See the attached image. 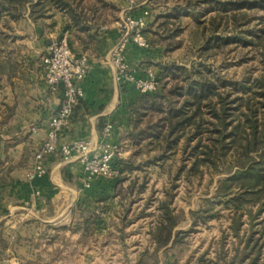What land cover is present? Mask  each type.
<instances>
[{
    "label": "rangeland",
    "instance_id": "374dc122",
    "mask_svg": "<svg viewBox=\"0 0 264 264\" xmlns=\"http://www.w3.org/2000/svg\"><path fill=\"white\" fill-rule=\"evenodd\" d=\"M37 1L35 0V2ZM69 1L73 5L80 3L81 7L88 10V5L96 4L100 22L105 26L110 25L108 30L112 29V22H117L120 37L127 38L126 41L133 42L132 38L137 32V25L132 27L126 25L130 20L138 21V25L141 26L140 34L149 45L146 49L151 50L138 66L141 69L139 72L150 71L158 76L161 82L164 78L163 67L171 64L185 65L189 69L203 68L209 77L223 78L228 82L254 78L261 73L259 50L252 46H245L233 37L236 35L241 37L248 30L260 29L264 25V8H233V5H237L240 0H204L192 9L185 8L188 0H164L165 5H157L162 4L158 3L159 0ZM225 4H229L227 5L229 6L228 14L233 15L234 13L236 18H239V20L237 19L238 22L240 21L239 25L235 26L232 20L224 21L218 30L212 31L209 28L204 36L200 35V26L203 25L201 23H206L209 26L210 19L218 18L219 13L222 12L221 7ZM26 7L25 14L20 18L0 13V62L6 61L5 59L8 61L17 60L19 64H24L27 74V69L37 62L38 50L43 47L42 44L37 46L38 39L30 20L48 29L47 34L61 31L57 36L54 35L53 40H55L66 32L64 28L68 24V18L66 12L56 9L54 6L48 10L45 19L34 21L30 15L32 11L30 5L28 4ZM169 13L173 14V17L169 18L172 20L181 19L185 25L184 31L172 39H166L165 35L161 34L163 29L159 27L161 21L165 19L164 17L170 15ZM244 13L252 18L251 22L246 24L249 27L242 24V19H240ZM148 16L154 17L158 22L157 20L155 22L154 19L149 22ZM151 23H155L152 28L149 27ZM150 29H155L157 35L152 34ZM218 38L221 39L219 41L221 47L209 49L205 57L200 58L199 48L202 44L207 43H203L205 39L212 41V45H214ZM124 41L123 39L121 42ZM194 63L197 64L194 65ZM3 86L0 78V156L3 154L2 146L4 144V146L8 142L10 146L15 144L14 139L11 138L15 128L20 125L27 126L30 121V116H27L24 108H21L20 112L24 113V117H10L12 110L7 109L10 106L4 102L1 95ZM26 101L29 100L24 98L20 100L22 105ZM6 105L7 107L4 109L7 111L8 117L2 115V108ZM133 113L130 110L132 124L136 117ZM147 123H151V126L156 130H161V122L157 116L152 121L144 120L140 127L144 128ZM134 127L133 125L132 130L135 129ZM131 131L126 134L125 138L120 139V141H124L123 143L117 141L122 147L121 153L124 157L118 164L120 173L112 177H97L98 180L101 179L100 187L90 190L87 195H83L82 199L78 198L73 205L72 213L65 215L62 220L71 224H84V233L88 237L86 244L88 253L83 249L84 254L81 256L83 258L66 257L59 253L53 257L37 255L35 260H32V256H30V259L15 260L14 264H137L141 253L146 250H149L150 254L143 264H200L201 260L204 261L202 264H212L211 260L222 259L224 252L229 260L237 245L243 246L245 237L249 233V224H244L241 227L240 235L243 236V240L240 242V239L235 237L234 231L230 228L231 211L227 209L228 207L219 206V202H216L214 198L219 176L212 175L207 170L203 175H187L191 164L189 161L185 171L180 172L179 169L183 165L181 151L168 160L154 161L161 152L154 150L148 140H141L136 146L130 135ZM137 149H140L141 153H138ZM34 152V149L26 151L29 157ZM29 165L27 164L26 168ZM104 177H107L108 181L103 180ZM117 179H123L124 182L119 184ZM168 191L174 196L172 207L176 209V213L184 212V217L188 219L174 230V236L179 231H188V233L181 234V239L176 244L171 243L155 255L153 254L155 242L151 229L159 220L161 212L158 206L161 201L166 199ZM213 202L218 205L220 216L207 222L201 220L197 222L196 226H192L189 211L192 209L201 210L204 216L207 211L211 210ZM215 211L216 208L212 213H216ZM25 212L26 220L37 219L36 215L29 210ZM24 215L22 212H15L11 218L15 220L18 217H24ZM0 216L2 215L0 214ZM262 216L264 218V214ZM261 226V224L257 225L259 228ZM3 229L6 227H3L0 222V233ZM62 233L64 236L59 237H66L65 231ZM258 235L256 234L255 237L257 238ZM65 248L67 249V247ZM259 264H264V256Z\"/></svg>",
    "mask_w": 264,
    "mask_h": 264
},
{
    "label": "trees",
    "instance_id": "16d2710c",
    "mask_svg": "<svg viewBox=\"0 0 264 264\" xmlns=\"http://www.w3.org/2000/svg\"><path fill=\"white\" fill-rule=\"evenodd\" d=\"M201 2L204 0H188L185 8L192 9ZM158 3L162 4L157 5H165L166 2L159 0ZM28 4L34 21L45 19L48 10L54 6L66 12L68 24L65 30L77 26L81 30L91 31L101 24L96 4L88 5V10L81 7L80 3L73 5L69 0H0V13L20 18L25 14ZM227 5L229 4L222 5V12L218 18L210 19L209 26L201 23L200 35L204 36L209 28L212 31L218 30L224 21L232 20L235 26L239 25V18L234 13L228 14ZM255 7L264 8V0H240L237 5H233L235 9ZM169 14L159 22V27L163 29L160 32L166 39L176 38L185 28L183 20H172L169 17H173V14ZM240 19L244 25L252 20L245 13ZM153 24L155 23H151L149 27L152 28ZM149 31L157 35L155 29ZM233 39L259 50L262 66L259 76L228 82L223 78L209 77L203 68L165 65L163 81H159L157 76V90L142 93L133 104L131 110L136 116L133 119L135 129L130 135L136 146L141 140H148L154 150L161 152L154 161L168 160L181 151L183 165L180 172L185 171L189 161L191 164L187 175H203L207 170L212 175L219 176L215 201L231 211L230 228L240 242L243 240L240 230L244 224H249V233L243 246L237 245L229 260L224 252L222 259L211 260V263L259 264L264 256V25L258 30L246 31L241 37L236 35ZM220 40L216 39V43L212 45V41L205 39L203 43H207L199 48L200 58L203 59L209 49L221 47ZM155 116L160 119L161 130L153 128L151 123H147L144 128L140 127L144 120L152 121ZM137 151L141 153L140 149ZM7 161H12V157L5 150L0 157V186L8 181L16 168L15 165H6ZM117 181L119 184L124 182L123 179ZM166 195V199L158 206L161 212L159 220L151 229L155 255L171 243L176 244L181 239V234L188 233L179 231L174 236V230L188 219L184 217V212L176 213V209L172 207L173 194L168 191ZM217 206L213 202L211 210L204 216L201 210H190L192 226H196L201 220L207 222L220 216ZM215 208L216 213H212ZM260 224L262 226L257 227ZM256 234H259L257 238ZM149 254V250L141 253L137 264H143ZM202 262L204 261L201 260L200 264Z\"/></svg>",
    "mask_w": 264,
    "mask_h": 264
},
{
    "label": "crops",
    "instance_id": "0c3cea01",
    "mask_svg": "<svg viewBox=\"0 0 264 264\" xmlns=\"http://www.w3.org/2000/svg\"><path fill=\"white\" fill-rule=\"evenodd\" d=\"M153 19L155 20L154 17H147L149 22ZM30 22L38 39L37 46H43L37 52V62L27 69V74L24 64H19L17 60L5 59L6 61L0 62V78L4 84L1 95L12 110L10 117H24V113H20L21 108L30 116L27 126L20 125L15 128L11 137L15 144L10 146L8 142L6 146H2L3 154L7 150L12 157V161H7L6 165H15L16 168L11 172L8 181L0 186V222L6 227L0 233V264H14L15 260L30 259V256L35 260L37 255L53 257L56 253L66 257H81L84 254L83 249L88 253V237L84 233V224H71L62 220L65 215L72 213L78 198L82 199L83 195L102 184L98 178L88 181L82 166L76 161H64L60 151L45 157L44 162L49 171L45 178L34 181H27L25 178L26 165L32 163L34 155L29 157L26 151H36L46 139L49 121L62 100L61 92H51L44 81V58L49 52L54 35L57 36L61 31L47 34L48 29L31 20ZM117 25V22H112L110 30V25L105 26L103 23L91 31L81 30L77 26L65 30L73 52L88 57L90 71L82 83L84 96L75 106L73 121L60 134L59 147L77 140L98 145L108 122L114 124L116 142L123 143L120 139L125 138L133 128L130 110L142 92L133 85L120 88L116 85L112 53L117 45L124 43L126 62L141 73L138 66L151 50L120 37ZM123 39L125 41L121 42ZM22 98L29 100L26 101L27 104H21ZM5 107L7 105L2 108L4 116L7 114ZM107 179L103 178L105 181ZM28 210L37 219L26 220L24 213ZM15 212H22L24 217L12 219ZM63 231L66 237L60 238L59 236H64Z\"/></svg>",
    "mask_w": 264,
    "mask_h": 264
},
{
    "label": "built area",
    "instance_id": "2783aa9c",
    "mask_svg": "<svg viewBox=\"0 0 264 264\" xmlns=\"http://www.w3.org/2000/svg\"><path fill=\"white\" fill-rule=\"evenodd\" d=\"M138 21L130 20L126 25H137V32L133 42L142 48H147V41L140 34L141 26ZM112 63L115 69L114 81L120 88L133 85L142 93L150 92L158 87V78L148 71L139 74L132 68L124 57V43L117 45L112 53ZM44 81L51 92L60 91L62 100L56 113L49 121L47 137L34 152L32 163L27 167L25 178L34 181L45 178L49 171L45 164V157L61 152L64 161L78 162L88 181L99 176H117L120 173L118 164L124 159L122 147L115 141L114 124L108 122L104 128L102 141L98 145L90 141L77 140L59 147L61 132L69 127L73 121L75 106L84 96L83 81L88 77L90 62L87 56L73 52L69 44L67 33L53 40L49 52L44 58Z\"/></svg>",
    "mask_w": 264,
    "mask_h": 264
}]
</instances>
